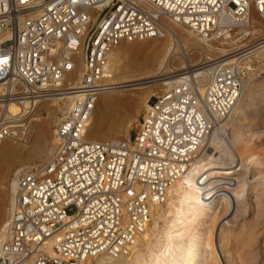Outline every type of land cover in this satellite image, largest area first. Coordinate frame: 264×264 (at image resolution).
Masks as SVG:
<instances>
[{
	"label": "built area",
	"instance_id": "2783aa9c",
	"mask_svg": "<svg viewBox=\"0 0 264 264\" xmlns=\"http://www.w3.org/2000/svg\"><path fill=\"white\" fill-rule=\"evenodd\" d=\"M253 9L264 19V0H0V144L45 93L78 96L57 123L52 157L14 173L0 264H91L139 243L169 187L239 100L255 44ZM169 20L194 31L210 52L147 102L129 140H89L97 100L113 75V49L165 37ZM24 101L31 112L10 111ZM212 179L200 180L210 188Z\"/></svg>",
	"mask_w": 264,
	"mask_h": 264
},
{
	"label": "bare ground",
	"instance_id": "6f19581e",
	"mask_svg": "<svg viewBox=\"0 0 264 264\" xmlns=\"http://www.w3.org/2000/svg\"><path fill=\"white\" fill-rule=\"evenodd\" d=\"M250 15L252 36H260V39L252 46L250 55L253 57L249 58V56L245 65H251L254 57L258 60L264 55V23L258 22L252 12ZM164 23L167 38L170 37V39L166 45L155 52L153 62L156 65V70L153 75L126 80V82L141 81L140 83H129V86H143L151 82L150 79L176 72H169V65L172 63L177 48L182 46V42L193 46L192 49L204 50L205 55L209 52L210 49L191 29L171 20ZM177 27L186 29L189 36L179 35ZM113 54L114 52H112V56ZM194 65L189 64L187 67L177 70L187 69ZM112 77L114 75H111ZM111 78L107 82L108 87L101 93L102 104L97 117L92 116L89 123L87 136L92 137L88 138L89 140H101V136L104 135L102 133L103 119L111 104L127 97L121 92L122 90H116L123 85H119L120 82L111 80ZM202 82L204 83V79ZM243 83L244 80H242V86ZM171 84L172 80L164 81V85L170 87ZM202 87L204 88V86ZM134 89L129 88L130 91H134ZM202 92L204 93L203 89ZM249 92L250 89L247 93ZM59 94L64 95L60 98L64 101V105L59 106V110L66 113L78 97L73 96L71 92L45 93L41 101L51 99ZM245 94L246 90L243 86L239 100L228 118L226 126L215 129L207 137V148L201 152L196 163L184 177L169 187L166 203L154 209L150 224L141 236L139 243L128 253L118 257L98 256L94 259L97 264H240L232 252V238L241 236L248 216L253 215V223L250 226L253 229L257 226H264V155L255 152L245 155V152H242L240 148L253 141L255 133L250 130L235 129V124L249 111L247 108L251 102L244 103ZM28 107L29 101H24L22 107L13 104L10 111L15 114L21 111L26 114L31 111H28ZM52 112L51 107L43 106L39 123L45 118L51 121ZM38 129L39 131L34 134L33 142L30 145L33 152L29 151L28 155L32 160L46 161L50 158L51 153L48 146V148L37 146L41 135V130ZM55 139L54 136L53 143H55ZM236 162L237 165H234ZM203 175L213 178L209 182L210 188L208 182L203 185L205 182L200 180ZM255 187L257 195L252 194ZM15 189V184H12L9 199L11 208L14 207ZM253 237L255 236L253 235ZM50 245L51 241H48L46 250L55 255Z\"/></svg>",
	"mask_w": 264,
	"mask_h": 264
},
{
	"label": "rangeland",
	"instance_id": "374dc122",
	"mask_svg": "<svg viewBox=\"0 0 264 264\" xmlns=\"http://www.w3.org/2000/svg\"><path fill=\"white\" fill-rule=\"evenodd\" d=\"M253 15L258 22L262 21L264 23V20H262L255 9H253ZM177 29L179 35L182 34L185 37L189 36L186 29L183 27H177ZM168 39H170V37L167 38L166 35L165 37L156 40L150 39L134 42L123 41L114 48L112 60L114 57L116 58L112 61V67L114 66V77H112L111 80H117L120 82L119 85H123L116 90H122L121 92L126 94L127 97L122 98V101L119 100L111 104V107L105 116L106 118L104 117L103 119L102 133H104V135L101 136L100 141L117 143L127 141L133 137L138 130L141 115L147 102L150 99L159 96L168 88V85H164V81L171 80L172 76L184 70L177 69L185 66L187 67L189 64L197 65L205 59L204 50L192 49L193 46H189L182 42V46H179V48H177L178 50L176 49V54L172 59L171 65H169V72H176L150 79L151 82L143 86H129V83H140L141 81L135 80L133 82H126V80L144 77L149 74L153 75L156 70V65H154L153 62L155 52L162 48V46L166 45L169 42ZM258 39H260V36H252L251 38L253 42H256ZM204 48L206 49V47ZM80 60V56H78L77 61L80 62ZM250 64L251 65H243L245 68L243 74V86L246 90L244 103L248 104V102H251V104L247 108L249 109V111L246 112L247 114L242 116L241 120L235 124V129L243 131L250 130L252 133H255L254 140L240 148L242 152H245V155L250 152L264 155V55L258 60L254 57ZM76 76L77 71L73 72L70 78L75 79ZM125 85L127 86L124 87ZM129 88L135 89L134 91H130ZM249 89L250 92L247 93ZM63 96L64 95L59 94L51 97V99L40 101L32 113H29L23 120L16 123L14 129L17 131L15 134L0 144V233L2 230L1 228H3V225L8 219L12 207L9 199L11 197L10 192L12 191V183L16 170L24 166L40 167L52 157L55 151L56 139L55 143H53V139L57 123L64 113L59 110V106L61 107L64 105V101L60 99ZM101 104L100 95L93 116L97 117ZM43 106L51 107L53 109V118L51 121H48V119L45 118L39 123ZM38 128L41 130V135L37 146H48L49 152L51 153L49 156L50 158L46 161H43L42 159L32 160L28 155L29 151L33 150L30 145L33 142L34 134L39 131ZM87 137L92 138L90 136ZM234 165H237V162L234 163ZM255 191L256 187L252 190L253 195H257ZM252 220L253 215L247 217L244 231L241 234L242 237L232 238V252L240 264L264 263V226H257L253 229L250 227L253 223ZM252 234L255 237H253ZM240 248H242L241 251H239ZM91 264L97 263L94 260Z\"/></svg>",
	"mask_w": 264,
	"mask_h": 264
}]
</instances>
